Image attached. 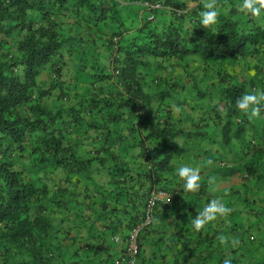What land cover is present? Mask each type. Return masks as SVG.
<instances>
[{
    "label": "trees",
    "instance_id": "obj_1",
    "mask_svg": "<svg viewBox=\"0 0 264 264\" xmlns=\"http://www.w3.org/2000/svg\"><path fill=\"white\" fill-rule=\"evenodd\" d=\"M205 2L0 0V264H126L130 231L153 190L171 199L153 206L135 264H160L156 255L144 258L142 238L162 210L182 201L172 153L211 134L212 175L239 178L224 191L228 216L264 222V113L250 120L235 104L264 89V18L244 10L242 0H216L217 20L203 27ZM168 121L194 127L185 133ZM90 131L106 154L80 152ZM175 133L180 144L170 138ZM132 148L138 155L128 157ZM194 154L210 157L203 150L187 156ZM131 157L139 168H130ZM100 172L105 186L93 180ZM96 195L99 217L121 238L108 242L94 228L84 237L79 227L74 236L72 226L62 231L68 212ZM174 235L157 240L171 244ZM65 239L74 242L70 254L61 252ZM183 239L184 251L175 247L169 264L210 259Z\"/></svg>",
    "mask_w": 264,
    "mask_h": 264
},
{
    "label": "crops",
    "instance_id": "obj_2",
    "mask_svg": "<svg viewBox=\"0 0 264 264\" xmlns=\"http://www.w3.org/2000/svg\"><path fill=\"white\" fill-rule=\"evenodd\" d=\"M188 5L189 7H192L194 6V3L188 2ZM167 123L169 127L172 126L176 130L183 128L185 133L190 131L189 129L193 126V121H168ZM214 137V134H211L208 139H204L203 136H200L198 139L200 144L195 143L184 145L180 144L183 140L182 135H177L175 133L174 136H170L172 141H177L178 144H180V149L172 153L170 163L175 167L182 163L199 166L201 170V187L195 192H186L183 189V181L176 178L175 182L180 184L183 189V194L180 197L182 201L162 210V212L157 215L156 219L152 221V225L142 238L141 251L144 258L148 259L156 255V261L158 263L169 264V261L172 259L171 256L175 252V247L176 249H179L178 251H184L182 241L184 240L183 238H188L186 243L189 242L190 248L195 247V253H200L203 248L206 250L205 253L211 256L204 264H222L224 258H230L232 264H264V254L259 253L257 249L252 251L245 249L243 251L239 247V243L245 235L248 236L249 240L252 239V236L250 235L251 232L256 233L258 238L264 241V222L261 223V225H256L255 218L237 212L235 215L217 216L216 219L207 223L200 230H196L192 227L191 220L193 216L202 209L208 200L215 197H221L225 203L224 191L230 186H235L234 188H237L236 186L239 185L238 177L220 179L215 174L212 175V171L215 169V162L212 160V157H214V149L212 145L208 146L206 142L213 141ZM119 149L120 147L117 146L113 148L114 152H117ZM92 150H94L95 153H98L99 156L104 155L107 152V150L101 149L100 137L98 133L94 131L87 133V136L80 147V152L82 154ZM202 150L205 152L204 158L206 159V157L210 156L209 159L201 161L202 155L199 157H196L195 154L193 156H187V153L196 151L201 153ZM134 154L138 155L137 149L135 150V148H132L127 150L126 155H128V157ZM130 159H132V157L129 158L130 168L132 170L139 168L137 162L135 160L130 161ZM209 160L212 161L211 164L208 163ZM209 173L212 177L216 178V183L210 184L209 180H206ZM93 180L99 185L105 186L108 178L105 174L100 172V174H93ZM254 195H258V193H254ZM100 202V195H96L91 201L84 200L81 203H78L74 214H71V211L68 212L69 216L66 221L60 224L62 226V231L65 230L64 227L70 228L69 226H72L73 228L70 229V236H74L76 232L79 231V237H84L87 231L94 228L97 232H103L102 236L108 239V242H112L113 238L116 236L121 238L122 234H112L111 230L105 226L107 220L99 217L102 212L99 206ZM88 203H91L90 209L86 208ZM75 214L77 216H75ZM122 219L124 222L126 217L122 216ZM75 227H79L80 230ZM177 231H180L182 235L175 237L174 234H176ZM171 234L174 235V243L169 244V242L164 241L158 242L157 239L160 236L171 237ZM78 240H80V238H78ZM176 240L177 242L175 243ZM224 240H226V242L222 243ZM73 243L68 242L66 239L61 240V252L63 254H65V252H69V254L72 253L71 249ZM113 248H116V251H120L121 249L120 244H117V246ZM194 259L197 260L196 258ZM179 263L182 264L183 261L180 260Z\"/></svg>",
    "mask_w": 264,
    "mask_h": 264
},
{
    "label": "clouds",
    "instance_id": "obj_3",
    "mask_svg": "<svg viewBox=\"0 0 264 264\" xmlns=\"http://www.w3.org/2000/svg\"><path fill=\"white\" fill-rule=\"evenodd\" d=\"M242 8L247 10L253 17L264 18V0H261L260 3H257V0H242ZM218 15L216 0H206L199 12V23L203 27L211 26L215 24ZM235 104L248 119L260 117L264 113V89L249 91L238 96ZM208 163L211 164L212 161L209 160ZM172 171L177 178L183 181L184 191L195 192L200 189L201 170L199 166L182 163ZM209 183H216V178L210 177ZM231 211L232 209L223 202L221 197L212 198L193 216L191 220L192 227L200 230L207 223L216 219L217 216H226ZM222 264H232V261L230 258H224Z\"/></svg>",
    "mask_w": 264,
    "mask_h": 264
},
{
    "label": "built area",
    "instance_id": "obj_4",
    "mask_svg": "<svg viewBox=\"0 0 264 264\" xmlns=\"http://www.w3.org/2000/svg\"><path fill=\"white\" fill-rule=\"evenodd\" d=\"M144 4L150 9L160 7L158 3L154 5H150L149 3L145 2ZM170 199H171L170 195L165 191H156V190L151 191L146 203V208L142 221L138 225L133 227L130 231L129 238L127 240V246H126L127 249L125 255L121 257L122 262H125L126 264H135L139 249L137 243V237L139 235V232L144 227L150 224L151 211L153 206H155V204L158 202L168 203ZM114 240L118 241V238H115ZM115 264H119V261L116 260Z\"/></svg>",
    "mask_w": 264,
    "mask_h": 264
},
{
    "label": "rangeland",
    "instance_id": "obj_5",
    "mask_svg": "<svg viewBox=\"0 0 264 264\" xmlns=\"http://www.w3.org/2000/svg\"><path fill=\"white\" fill-rule=\"evenodd\" d=\"M133 10H137V9L134 8ZM141 14H142L141 17L145 18L146 16H148V11L143 10L141 12ZM132 19H134L133 21H134V24L136 25V20H138V14H136V16H133ZM44 79H46V78H44ZM250 235L252 236L251 240H249L248 236L245 235L246 237L244 236L242 241H240V243H239L240 249L243 250V251L245 249H249L251 251L254 250V249H257V251H259V253L264 254V241L260 240L258 238V235L256 233H254V232H251Z\"/></svg>",
    "mask_w": 264,
    "mask_h": 264
}]
</instances>
